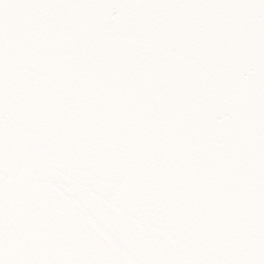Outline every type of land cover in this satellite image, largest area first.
<instances>
[{"label":"snow or ice","instance_id":"snow-or-ice-1","mask_svg":"<svg viewBox=\"0 0 264 264\" xmlns=\"http://www.w3.org/2000/svg\"><path fill=\"white\" fill-rule=\"evenodd\" d=\"M0 264H264V0H0Z\"/></svg>","mask_w":264,"mask_h":264}]
</instances>
